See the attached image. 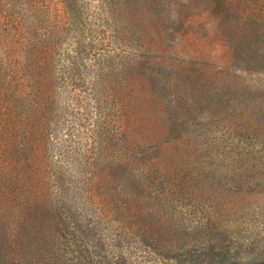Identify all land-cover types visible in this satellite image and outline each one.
Here are the masks:
<instances>
[{
    "label": "rangeland",
    "instance_id": "obj_1",
    "mask_svg": "<svg viewBox=\"0 0 264 264\" xmlns=\"http://www.w3.org/2000/svg\"><path fill=\"white\" fill-rule=\"evenodd\" d=\"M125 1L0 0V246L264 264V0Z\"/></svg>",
    "mask_w": 264,
    "mask_h": 264
},
{
    "label": "trees",
    "instance_id": "obj_2",
    "mask_svg": "<svg viewBox=\"0 0 264 264\" xmlns=\"http://www.w3.org/2000/svg\"><path fill=\"white\" fill-rule=\"evenodd\" d=\"M137 0H128L126 2L127 9H131L129 6L132 2H136ZM133 25L141 27V38H143V42L141 44L142 48L140 52L142 54L149 52V46H147V37L150 33H152L153 27L151 30L147 27L141 26L142 24L136 20L132 22ZM264 30V29H262ZM255 37H261V33L258 35L255 34ZM142 40V39H141ZM126 204L129 206L127 202V198H125ZM126 212V216L129 217L128 220H132L133 218L137 217V213L133 210H129ZM2 221L0 217V229H2ZM7 233L4 231L1 232L4 238V243L0 246V264H25L20 256L18 255L17 246L19 241L15 239V235L10 230H6ZM147 228H143L142 231L133 226H126L120 227L115 229V237L113 239L117 241L115 244L114 249L115 252L113 255L105 258V259H94V257H89L88 254L82 255L80 254L79 259L75 262L69 264H134L132 260V256L139 257L137 254L140 252L145 254L144 259H148L149 264H196V261L190 259H181L180 257L189 254L195 250L196 245H186L184 243H166L158 245L157 243H149L144 241H138L137 243H130L128 242L129 239H135L137 236L146 235ZM16 234V233H15ZM136 240V239H135ZM203 246V245H201ZM86 251L88 252V247H85ZM113 252V251H112ZM204 254H207L204 252ZM217 254V253H216ZM164 256V257H163ZM209 256V255H207ZM141 257V256H140ZM165 258V259H164ZM142 258L139 259L141 262ZM146 261V260H145ZM142 261L143 263H146ZM44 264H52L51 261L44 259ZM66 264V263H65Z\"/></svg>",
    "mask_w": 264,
    "mask_h": 264
}]
</instances>
